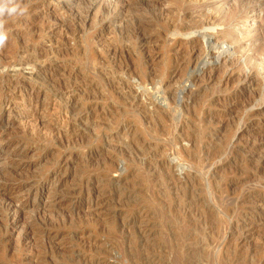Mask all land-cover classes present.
I'll use <instances>...</instances> for the list:
<instances>
[{"label": "rangeland", "instance_id": "obj_1", "mask_svg": "<svg viewBox=\"0 0 264 264\" xmlns=\"http://www.w3.org/2000/svg\"><path fill=\"white\" fill-rule=\"evenodd\" d=\"M6 2L0 264H264V0Z\"/></svg>", "mask_w": 264, "mask_h": 264}, {"label": "clouds", "instance_id": "obj_2", "mask_svg": "<svg viewBox=\"0 0 264 264\" xmlns=\"http://www.w3.org/2000/svg\"><path fill=\"white\" fill-rule=\"evenodd\" d=\"M23 14L24 9H20L19 6H8L6 0H0V17L4 16L6 13L8 15L16 14L17 12ZM0 27H2V21H0ZM4 39V35L0 33V40Z\"/></svg>", "mask_w": 264, "mask_h": 264}, {"label": "bare ground", "instance_id": "obj_3", "mask_svg": "<svg viewBox=\"0 0 264 264\" xmlns=\"http://www.w3.org/2000/svg\"><path fill=\"white\" fill-rule=\"evenodd\" d=\"M229 13H230V12H229ZM183 14H184V13H183ZM185 14H186V13H185ZM187 15H188V14H187ZM233 15H234V14H233ZM189 16H190V14H189ZM230 16H231V15H230ZM215 17H216V16H215ZM228 17H229V16H228ZM211 18H212V17H211ZM213 18H214V17H213ZM204 19H205V18H204ZM206 19H208V17H207ZM226 19H227V17H226ZM228 19H229V18H228ZM232 19H233V18H232ZM219 20H220V19H219ZM224 20H225V19H224ZM202 22H203V21H202ZM217 22H218V20H217ZM217 22H216V20H215L214 23H217ZM231 23H232V22H231ZM185 28H187V27L185 26L184 29H185ZM180 29H181V28H180ZM189 29H190V28H189ZM143 39H144V38H143ZM114 49H115V48H114ZM109 50H110V49H109ZM115 50H116V49H115ZM111 52H114V50L111 51ZM110 54H111V53H110ZM113 54H114V53H113ZM39 55H41V54H39ZM38 58H40V57H38ZM26 59H27V58H26ZM31 59H32V58H31ZM28 60H29V59H28ZM30 62H31V61H30ZM51 62H52V61H51ZM25 64H26V63H25ZM249 75H250V74H249ZM247 76H248V75H247ZM250 76H251V75H250ZM3 77H4V76H3ZM15 78H16V77H15ZM27 78H28V77H27ZM247 78H249V77H247ZM5 81H6V80H5ZM19 81H20V80H19ZM30 81H31V79H30ZM18 85H19V84H18ZM33 85H34V84H33ZM9 86H10V84H9ZM9 86H8V87H9ZM31 86H32V85H31ZM35 87H36V86H35ZM14 88H15V87H14ZM8 89H9V88H8ZM15 89H16V88H15ZM35 90H36V89H35ZM8 91H9V90H8ZM20 91H21V90H20ZM23 95H24V94H23ZM15 96H16V95H15ZM29 97H30V96H29ZM0 98H1V96H0ZM33 98H34V97H33ZM2 99H3V98H2ZM5 102H6V101H5ZM5 102H4V103H5ZM4 103H3V104H4ZM7 103H8V101H7ZM7 106H8V105H6V106L4 105L3 107H1V109L5 111V109L9 107V106H8V107H7ZM10 108H11V107H10ZM12 108H13V107H12ZM9 110H11V109H9ZM11 111H12V110H11ZM12 166H13V165H12ZM15 166H16V165H15ZM19 166H20V165H19ZM17 167H18V166H17ZM13 168H15V167L13 166ZM1 169H2V168H1ZM60 169H61V168H60ZM2 171H3V170H2ZM11 171H12V170H11ZM58 171H59V170H58ZM5 172H6V171H5ZM3 174H4V173H3ZM8 174H9V173H8ZM56 174H57V172H56ZM51 175H52V174H51ZM9 176H10V175H9ZM12 177H13V176H12ZM14 178H15V177H14ZM9 179H10V178H9ZM12 180H13V179H12ZM12 180H11V181H12ZM17 180H18V179H17ZM9 181H10V180H9ZM6 183H7V182H6ZM15 183H16V182H15ZM19 183H20V182H18L17 184H19ZM31 183H33V182H31ZM4 184H5V183H4ZM22 184H23V183H22ZM25 184H26V182H25ZM0 185H1V184H0ZM6 185H8V184H6ZM12 185H13V184H12ZM3 186H4V185H3ZM3 186H1V187H3ZM19 186H20V185H19ZM27 186H30V185L28 184ZM32 187H33V186H32ZM4 188H5V187H4ZM7 188L11 189L12 187H11V186H8ZM15 188H16V187H15ZM12 190H13V189H12ZM31 190H32V189H31ZM3 191H5V190H3ZM32 191H34V190H32ZM18 192H19V191H18ZM3 193H4V192H3ZM12 193H13V192H12ZM5 194H6V192H5ZM8 194H9V193H8ZM34 196H35V195H34ZM5 197H6V196H5ZM5 199H6V198H5ZM5 201H6V200H5ZM5 201L3 200V202H5ZM11 201H12V200H11ZM1 202H2V201H1ZM11 203H12V202H11ZM5 204H6V203H5ZM8 204H9V203H8ZM12 204H13V203H12ZM15 204H16V203H15ZM13 206H14V205H13ZM7 207H9V206H7ZM11 207H12V206H11ZM12 208H13V207H12ZM12 208H11V209H12ZM4 209H5V208H4ZM7 209H8V208H7ZM8 210H9V209H8ZM13 210H14V209H13ZM15 212H16V211H15ZM8 213H10V212H8ZM8 213H7V215H8ZM61 215H62V214H61ZM52 219H53V218H52ZM57 220H59V219H57ZM16 221H17V220H16ZM47 223H48V222H47ZM49 224H50V223H49Z\"/></svg>", "mask_w": 264, "mask_h": 264}]
</instances>
